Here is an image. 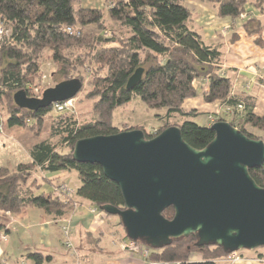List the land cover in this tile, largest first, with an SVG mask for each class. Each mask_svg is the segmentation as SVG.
I'll use <instances>...</instances> for the list:
<instances>
[{"label": "trees", "instance_id": "obj_1", "mask_svg": "<svg viewBox=\"0 0 264 264\" xmlns=\"http://www.w3.org/2000/svg\"><path fill=\"white\" fill-rule=\"evenodd\" d=\"M205 1L216 7L217 17L232 21L245 14L246 4L264 13V0ZM193 18L183 0H108L101 9L83 8L81 0H0V23L9 28L2 26L4 35L0 41V106L7 111L6 118L1 114L3 126L6 123L9 128H26L34 137L41 135L50 107L21 109L14 104L13 95L24 90L32 96L27 85L40 81L39 67L44 58L57 66L58 82L69 80L72 70L81 71L86 65H93L94 72L85 95L86 100L92 101V119L77 124L63 112L50 125L51 134L59 136L68 151L59 152L49 141H41L29 149L30 162L0 167V212L16 215L36 208L56 218L66 216L71 200L61 199L54 190L40 192V184L46 180L42 175L64 171L77 174L75 196L88 201L95 210L109 216L102 207L123 209L117 184L108 180L97 164L77 163L71 155L78 140L118 133L113 125L114 111L132 99L140 100L148 111L164 115H155L162 119L156 132L139 126L127 131L142 130L145 139H152L169 127H178L182 140L201 150L215 136L210 129L213 123L197 122L202 116L184 109L183 104L198 97L195 82L206 81L202 100L220 103L230 117L226 121L220 115L215 122H227L248 138L258 139L246 127L264 131V117L254 114L252 98L232 94L231 80L220 74L221 52L191 27ZM258 22L249 16L241 26L248 35L256 34L261 29ZM232 34L230 40L235 41L234 30ZM101 44L116 45L107 48ZM140 68V80L127 89L128 79ZM173 118L177 121L172 124ZM248 173L264 189V164ZM173 215L171 207L162 212L167 220ZM1 231H5L2 225ZM195 243L194 235L172 240L162 249L151 248L148 260L152 264H215L228 254L219 247H197ZM194 254L201 256L202 263L190 261ZM26 259L43 264L51 262L52 257L30 252Z\"/></svg>", "mask_w": 264, "mask_h": 264}, {"label": "water", "instance_id": "obj_2", "mask_svg": "<svg viewBox=\"0 0 264 264\" xmlns=\"http://www.w3.org/2000/svg\"><path fill=\"white\" fill-rule=\"evenodd\" d=\"M137 69L127 81L130 89L141 78ZM70 79L29 97L13 95L14 104L29 111L72 99L81 90ZM213 140L203 149L187 145L178 127L152 139L142 130L78 140L72 150L77 163L97 164L117 184L124 208L104 206L116 216L127 239L159 250L172 240L194 235L195 245L216 246L224 253L264 247V189L248 170L264 164V142L250 139L227 122H215ZM172 208L171 220L162 216Z\"/></svg>", "mask_w": 264, "mask_h": 264}, {"label": "rangeland", "instance_id": "obj_3", "mask_svg": "<svg viewBox=\"0 0 264 264\" xmlns=\"http://www.w3.org/2000/svg\"><path fill=\"white\" fill-rule=\"evenodd\" d=\"M1 26H3L5 30H9V28H6V25L2 22L0 23V27ZM105 36L109 37V34L106 32ZM115 45L116 44H107L106 46V44H101L100 47L110 48ZM93 73V65H86L81 71L72 70L69 73L70 79H78L82 81L81 90L75 97L72 98L73 107L71 109L73 113L67 112V114H64L69 118L74 119L77 124H82L83 122H88L92 119V101L86 100L85 95L90 89L89 83L94 77ZM39 76L40 81L38 83L36 82L37 85H35L36 83H29V85H27V89L32 93L31 97H41L44 90L52 88L56 84L60 83L58 82V68L55 63H53L52 60L48 58H44L43 61H41L39 67ZM202 82L203 81H198L196 83L201 85ZM203 83L205 84V81ZM199 85L195 84L196 90H199ZM209 104L217 106L218 102ZM52 106L53 105L50 106V110L44 118L45 123L39 137L32 136L31 132H29L26 128H9L6 123H4L3 131L0 134V167H14L18 164L29 162V149L41 141H49L51 144L56 146L57 151L59 152L68 151V149L60 143V137L51 134V122L57 117H60L59 113H56L52 110ZM215 110H217V108ZM1 114L4 118H6L7 111L2 106H0V115ZM156 114L162 115L163 112L157 113L154 111H148L140 100L132 99L127 105L117 108L114 111L113 125L119 130V132L127 131L126 129L134 126H139L150 133L156 132L162 125V119L156 118ZM220 114L222 113L219 111L216 113L213 112L211 118H208L206 117L207 115L202 114V117L197 118L196 121L199 123H207V121L209 123H214L216 118H220ZM221 116L224 119L226 118V116L223 114ZM3 117L2 121L4 120ZM227 118L230 119V117ZM175 121H177L176 118H173L171 123L173 124ZM246 130L253 134L255 138H258L264 142L263 130L253 129L251 127H246ZM50 182H52V180ZM77 184L79 185V183ZM55 185L53 187L54 192L56 189ZM63 185H65L70 193V198L67 199V201L71 200L72 204V206H70L68 209V214L70 215L71 209H77L80 206V203L77 200L79 198L75 196V188L73 184ZM101 213L102 212L100 211L93 210L92 214L94 215V218L92 220H96V216H101ZM1 218L2 216L0 214V222H3ZM71 220L72 218L69 219V216L67 219L65 218L63 220V224L68 226V240L61 232L62 225H58L55 229V235L58 240V244L56 243L55 245L57 252L55 253L54 251H50L51 253L49 255L55 256V260L50 264H99L98 262H101L103 259L107 258V256L112 258L120 254L122 257V255L126 252L142 255L143 258H145L147 262L150 263L148 257L151 253V248L147 247L140 241L133 242L127 239L118 217L109 215L105 216L104 219L99 218L97 222H94L95 224L93 223L94 225L90 226L92 231L86 233V235H84L83 232V236L80 238H76L77 236L74 235V230H71L70 232L72 224ZM85 227L83 228L84 230L86 229ZM75 230L77 232L80 231L79 228H75ZM37 231V228H33L29 231L30 235H32V238H27L25 235L21 236L20 231L17 233L15 232V229L11 232L9 239L8 258L12 264H23L21 260L22 256H25V254L29 252L44 250L43 247H39V244L36 243V240L34 239V236L36 237L37 235ZM130 242L135 244V249H123V246L128 245ZM0 243L6 244L5 241L2 242L1 240ZM66 243L68 244L66 245ZM146 249L148 251L147 255L145 254ZM255 251L241 250L239 252L243 253L244 255H251L250 257L253 258L258 256V253L264 255V248H260V250L257 252ZM200 259L201 256L194 254L191 256L190 261L192 263H199L201 261ZM193 260H199V262H193ZM44 264L48 263L45 262Z\"/></svg>", "mask_w": 264, "mask_h": 264}, {"label": "crops", "instance_id": "obj_4", "mask_svg": "<svg viewBox=\"0 0 264 264\" xmlns=\"http://www.w3.org/2000/svg\"><path fill=\"white\" fill-rule=\"evenodd\" d=\"M105 1L108 0H81V6L86 9H101ZM183 1L194 15L191 27L203 36V39L208 45L216 47L221 52L220 74L231 80L232 94L252 98L255 102L254 114L258 117H264V13L261 14L251 4H246L244 7L245 14L240 19L232 21L229 18L217 17L216 7L210 2H206L205 0ZM249 16H253L259 21L258 23L261 28L259 33L248 35L242 28L241 25ZM233 30L237 36L235 41L230 40L233 36ZM195 84L199 85L196 82ZM199 86V90H197V93L199 92L198 97L186 100L183 108L186 110H195L201 116L202 114L207 115L206 117L208 118H211L213 112L216 113L219 111L222 114L225 113L226 121L229 120L227 118V110L224 106L219 103L217 106H214L202 100V92L207 91L206 81L205 84L202 82ZM216 108L218 111L215 110ZM42 177L46 180L45 183L40 184V192L44 193L52 192L55 184V187L58 184H73L75 189L79 186L77 184L79 183L77 174L74 172L64 171L58 174L42 175ZM51 180L52 182H50ZM77 200L80 206L77 209H71L70 215L68 214L62 218L48 215L36 208L24 209L20 214L16 215L0 212L1 219L3 220V222H0V225L5 228V231L0 232V240L6 242V244L0 243V264H12L8 258V248L11 232L14 229L17 233L20 231L21 236L25 235L27 238H32L29 231L37 228V235L36 237L34 236V239L39 244V247H43L44 250L36 252L41 253L43 256H48L51 253L50 251L57 252L55 245L56 243L58 244V240L55 235V229L58 225H63V220L65 218L67 219L68 216L69 219L72 218L70 232L74 230V235L77 236L76 238L83 236V232L86 235V233L92 231L90 226L94 225V222H97L99 218L104 219L105 215L101 213V216H96V220H92L94 218L92 211L95 209L88 201L82 199ZM84 227L86 228L85 230L83 229ZM75 228H79L80 231L77 232ZM27 254L22 256V263L33 264L31 260L26 259ZM49 256L52 257V260L48 264L55 260L54 255ZM118 256L112 258L107 256V258L98 263L152 264L148 263L139 254L126 252L122 257L120 254ZM243 256L250 260H245L241 264H256L251 260L253 259V257H250L251 255L243 254ZM193 262H199V260H193ZM215 264L218 263L216 262Z\"/></svg>", "mask_w": 264, "mask_h": 264}, {"label": "built area", "instance_id": "obj_5", "mask_svg": "<svg viewBox=\"0 0 264 264\" xmlns=\"http://www.w3.org/2000/svg\"><path fill=\"white\" fill-rule=\"evenodd\" d=\"M1 27H0V41H1L2 35L4 34L3 27L2 28ZM67 31L70 32L69 29H67ZM72 102H73V100L70 99V100H67L64 102L55 103L52 106V110L55 111L56 113H59V114L63 113V112L73 113L72 109H71L73 107ZM2 131H3V121H2V117L0 115V134L2 133ZM55 188H56L55 193L58 197H60L61 199L70 198V193L67 190V188L65 187V185L58 184ZM61 232H62L63 236L68 240V226L67 225L62 226ZM67 244L68 243H66V245ZM123 249H135V244L133 242H130L128 245H124ZM147 253H148V251L146 249L145 254L147 255ZM245 260H250V259H247L245 256H243L242 253H240L239 251H236V252L228 253L227 255H225V257H223L222 259H220L216 262L218 264L219 263L220 264H240V263H243ZM251 260H253L256 264H264V258L263 257L255 256ZM199 263H202V262H199Z\"/></svg>", "mask_w": 264, "mask_h": 264}]
</instances>
